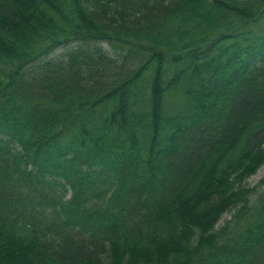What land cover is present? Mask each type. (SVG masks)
<instances>
[{"label": "trees", "instance_id": "16d2710c", "mask_svg": "<svg viewBox=\"0 0 264 264\" xmlns=\"http://www.w3.org/2000/svg\"><path fill=\"white\" fill-rule=\"evenodd\" d=\"M262 164L264 0H0V264H264Z\"/></svg>", "mask_w": 264, "mask_h": 264}, {"label": "rangeland", "instance_id": "374dc122", "mask_svg": "<svg viewBox=\"0 0 264 264\" xmlns=\"http://www.w3.org/2000/svg\"><path fill=\"white\" fill-rule=\"evenodd\" d=\"M102 48L105 49V50H108L107 46L105 45V43H102L101 44ZM76 47H77V44L76 43H70L64 47H60L54 51H52L51 53H49L46 57L42 58L39 63H42L48 59H53L55 57H57L59 54L61 53H66V52H72L74 50H76ZM261 180L264 181V164H262L260 166V168L257 170V172L250 176L249 178L246 179L245 181V186H248V187H254V186H257L258 183L261 182ZM264 191V182L262 185H260L258 187V192H262ZM231 218V215L230 214H224L222 217H221V220L220 222L218 223L217 226H222L226 221H228L229 219Z\"/></svg>", "mask_w": 264, "mask_h": 264}, {"label": "bare ground", "instance_id": "6f19581e", "mask_svg": "<svg viewBox=\"0 0 264 264\" xmlns=\"http://www.w3.org/2000/svg\"><path fill=\"white\" fill-rule=\"evenodd\" d=\"M107 48H108V47H107ZM102 49H103V48H102ZM103 50H105V49H103ZM100 53H104V51H101V50H100Z\"/></svg>", "mask_w": 264, "mask_h": 264}]
</instances>
